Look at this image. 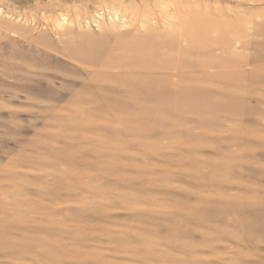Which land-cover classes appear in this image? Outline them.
<instances>
[{"label": "rangeland", "instance_id": "obj_1", "mask_svg": "<svg viewBox=\"0 0 264 264\" xmlns=\"http://www.w3.org/2000/svg\"><path fill=\"white\" fill-rule=\"evenodd\" d=\"M138 7L0 0V264H264V0Z\"/></svg>", "mask_w": 264, "mask_h": 264}, {"label": "bare ground", "instance_id": "obj_2", "mask_svg": "<svg viewBox=\"0 0 264 264\" xmlns=\"http://www.w3.org/2000/svg\"><path fill=\"white\" fill-rule=\"evenodd\" d=\"M139 3V7L136 9V12H140V19L137 20L138 23H144V22H153V26L151 28L146 27V26H138L135 30L131 31L132 34H139V35H144L146 39L144 40L143 43L147 42L148 40H151L152 35L155 33L159 32V29L157 27V24L159 21H162L164 23H169L168 19L173 16L174 20H181V17L184 15L185 10L188 7L191 6H196L198 3L202 2L203 0H137ZM167 1V2H166ZM209 1V0H207ZM123 2V1H122ZM155 8H160L161 10L165 11H174L172 15L167 14V12H161L159 15L155 12ZM168 9V10H167ZM231 10V9H230ZM115 15V14H113ZM129 15V14H128ZM165 16V17H164ZM164 17V18H162ZM191 25V24H190ZM190 25L184 26L182 24L179 34H178V39L181 41L185 40V36L183 33H190L191 30H189ZM197 27V30L199 31L200 35L198 36V42L199 44L202 43L203 41H206L207 36L206 33L210 32L212 30V26L208 25L206 28L205 25L200 24H195ZM155 33H154V32ZM176 31V29L172 28V32ZM176 41L175 39H172L169 43L168 46L170 50H174L179 53H185L183 50L187 49V45L183 46L182 43H177L174 42ZM188 43V40H186ZM210 44V43H209ZM208 44V45H209ZM149 48L153 49L154 45L152 43L149 44ZM208 50V49H206Z\"/></svg>", "mask_w": 264, "mask_h": 264}]
</instances>
